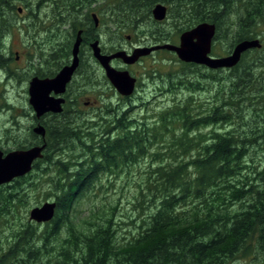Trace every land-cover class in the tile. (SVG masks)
<instances>
[{"label":"trees","instance_id":"1","mask_svg":"<svg viewBox=\"0 0 264 264\" xmlns=\"http://www.w3.org/2000/svg\"><path fill=\"white\" fill-rule=\"evenodd\" d=\"M18 1L28 13L24 25L32 21L33 0ZM92 1L73 0L70 5ZM46 2L53 6V16L44 31L52 32L53 39L56 36L51 41L59 45L54 54L69 56L71 37L81 24L76 26L78 20L71 17L72 35L58 43L69 6L67 0H37L38 4ZM157 2L174 6V14H170L174 8H168L167 14L179 33L200 21L214 23L213 40L223 44L226 54L241 39L258 37L262 45L245 51L231 68L182 62L180 73L170 80L180 78L181 89L207 91L211 98L201 103L190 96L174 110L166 108L159 128L165 131L168 124L178 122L180 130L170 133L166 143L170 155L150 151L155 142L165 144L166 137L155 135L148 114L137 120L115 110L108 122L101 117L97 122L79 123L78 112L64 111L62 116L67 118L54 120L52 127L48 123L42 158L29 173L0 186V218L22 204L39 173H49L51 166L57 173L48 177L54 186L55 215L37 231L46 232L42 245L41 240L31 239L36 232L31 223L10 232L0 264H233L237 260L264 264V29L260 28L264 26V0H120L114 13L117 22L121 28L144 33L136 25L137 17L145 12L151 15ZM15 11L18 8L12 0H0V51L13 22L8 17ZM29 22L25 26L28 35L36 39L39 27ZM155 39L172 37L159 32ZM211 51L214 55L213 47ZM193 68L196 76L192 78ZM104 106L106 115L109 109ZM208 126L207 132L201 130ZM26 147L21 142L16 148ZM252 149L262 155L254 156ZM147 156L164 160L150 170L146 189L139 194L148 196L149 210L138 232L122 242L113 225V209L82 219L81 224L68 220L72 205L93 189L100 175L120 172ZM61 232L65 234L62 241ZM51 240L56 243L49 248ZM43 257L48 258L46 263L40 262Z\"/></svg>","mask_w":264,"mask_h":264},{"label":"rangeland","instance_id":"2","mask_svg":"<svg viewBox=\"0 0 264 264\" xmlns=\"http://www.w3.org/2000/svg\"><path fill=\"white\" fill-rule=\"evenodd\" d=\"M72 1L73 0H67L69 7H67V11L64 14L67 19L61 26L62 34L58 35V38L56 39L58 43L66 42L67 38H70V34L72 35L73 27L71 17L78 20L76 26L79 24L86 25L84 15H87L89 10L94 8L99 16V27L98 29L93 28L92 33L96 30L98 35L95 36L98 38L99 46L105 51L114 52L121 49L130 50L133 49L132 46H150L164 42L175 43L177 41L178 43L179 35L182 32L179 33L177 25L173 24V19L172 17H169L168 14L165 19L160 21L155 20L152 17V14L147 16L145 11V13L137 17L138 22H136V25L139 24L138 26H142L145 30L144 33L139 34L132 29L121 28L120 24L117 22V15L114 14L117 11V7L121 6L120 3H118L120 0H94L89 5L78 6L70 5ZM12 3L16 4V9L21 8V10L13 12L11 16L8 17V19L12 18L13 22L11 27H9L5 33L7 36L4 38V48L0 51V62H2V59H4L3 57L6 55L11 57L9 61L12 62L10 66L13 71L10 73L14 78L9 84L0 86V106L4 101L8 100L11 103H14L15 108L10 112L0 111V126L3 125L5 119H7L11 113L15 114L13 117L17 118L21 126H24L29 122L22 114H27L31 111L28 103L27 88L28 81L34 73V71L31 72L30 68L32 69L31 60L34 59L35 54H43V57L48 58L52 55L54 60L51 71H55L59 66L65 64L69 57L54 54L53 49L58 48L59 45L51 41H53L56 36H54L53 39L50 37V35L53 34L52 32L44 31L51 23L50 18L53 16L52 5L47 2L44 4H38L37 0H33L30 5V13L33 15V18H31V22H29V20L26 22L33 23L35 28L37 26L39 27L34 32L33 37L36 36V39H33L28 35L25 27L27 23L24 25L22 23L24 18L28 15L26 7L18 0H12ZM34 4L39 5L37 12L39 18L34 16L32 9ZM163 4L167 6V9L170 8L171 10V8H174V6L168 5L167 3ZM94 5L95 7H93ZM174 11L175 8L170 14L173 15ZM127 22L128 21L126 20V23ZM260 28L264 29V26H261ZM159 32H168L172 39H155V34ZM72 39L73 37H71V41ZM65 44L66 43H63L62 47L60 46L62 51H64ZM121 44L125 47H120ZM40 46L44 47V53L39 52ZM222 46V43H216L213 40L212 47L215 50L214 56L226 55ZM68 50L70 54V48H67V51ZM16 52L21 56L18 62H14ZM182 62L183 61L179 60L174 52L163 49L160 52L156 51L152 60L145 58L140 64L130 66L129 71L138 74L140 78L135 97L131 101H125L118 97L119 94L109 83L103 69H101V71L96 70V73L99 74L97 80L100 86L94 82L93 76L85 74L86 72H89L88 56L85 55L82 65L83 67L81 66V71L77 74V78L69 84L70 86L68 89L71 95L70 97H77L78 103L77 101H70L66 106L65 112H67V110L68 113L78 112L77 115H80L78 118L79 123L83 121L88 123L97 122L101 120V117L108 122L112 119L115 110L118 113L126 111V116L137 120H142V116L148 114L147 120H149V124L152 125L151 127L153 128L155 135L161 133L164 138L166 137L165 144L164 142H155L150 151H160L165 156L170 155L172 151L166 147V143L170 141L169 138L172 136L170 135L171 131L179 128V123L168 124L165 131L163 128H159L160 125L158 124V120H160V117L166 112V108L174 110L176 104L180 105L182 100H188V97L190 96L192 101H200L201 103H204L205 100H210L211 98L210 92L207 91L190 93L185 89H181L182 85L180 83V78L176 77L177 79L170 80L171 77H175L173 76L175 73H180V70L183 67ZM113 65L118 66L120 65V62L115 61ZM15 66H23V68H16ZM194 70L195 68H193L190 73L192 78L196 76ZM201 71H203V69H201ZM220 73L223 74L224 71ZM5 75V72L0 70V80L4 79ZM157 85H159V88ZM4 87L9 88V90H5ZM77 91L79 94H77ZM85 101H89L87 107L82 104ZM6 103L8 102L6 101ZM105 104H107L109 109L106 115ZM95 112L97 113L95 114ZM99 113L100 116L95 117V115ZM150 117L151 119H149ZM47 122L49 121L45 119V123ZM156 129L157 131H155ZM209 129L210 126L203 127L201 130L207 132ZM177 132L179 134L180 130L178 129ZM28 136L30 135L17 139L16 144H20L21 142L26 143L28 141L26 143L27 145L32 140L31 136ZM7 141V139L0 137V148H7V146L9 147L7 144L15 143L14 141ZM65 152L67 154L73 153V151ZM252 152L253 155L257 157L262 155L259 149H252ZM66 153L63 155L64 157H66ZM164 155L163 158L165 157ZM59 158H61V156H59ZM163 158L150 159V157L147 156L146 158L139 160V163H135L132 166L130 165L128 168L120 172L116 173L114 171L112 173H103L100 175V181L93 187V189L88 191L85 196L75 201L72 205V208L69 211L70 215L68 216V220H74L77 224H81L82 219L91 215L94 217L96 215L102 216L104 213H109L113 209L112 218L114 220V228L119 239L122 242H125L131 237L133 232H138V226L141 224V220L146 218V214L149 210V202L147 201L148 196L144 195L142 197L139 194L146 189V178H149L150 170L160 165L164 160ZM177 159L179 160L180 156H177ZM50 176H57L55 168L52 166L50 167L49 173H39L36 186L28 191V195L24 197L22 204H17L16 208L12 209L8 215H4L0 218V253L8 246L10 240V237L8 236L10 235V232L18 231L21 228L20 224L24 225L26 222L31 223L36 229V232H33L34 235H32L31 239H35V242L41 240V245L44 243L46 232L37 231L44 226L45 223H36L30 220L28 215L30 209L34 206L40 205L45 201L54 200V186L51 181H48V177ZM135 196H137V198H135ZM64 236L65 234L61 232L58 235V238L62 239L59 240L62 241ZM55 243L56 240L54 242L51 240L48 244L49 248L55 246ZM48 258L52 259L53 255L50 254ZM48 258L43 257L40 259V262L46 263ZM233 264L249 263L247 261L237 260Z\"/></svg>","mask_w":264,"mask_h":264},{"label":"water","instance_id":"3","mask_svg":"<svg viewBox=\"0 0 264 264\" xmlns=\"http://www.w3.org/2000/svg\"><path fill=\"white\" fill-rule=\"evenodd\" d=\"M20 11V8H18ZM152 17L155 20H163L167 15V6L161 2L155 3L151 8ZM95 24L97 18L94 17ZM216 26L212 22L200 21L193 27L180 33L178 43L164 42L151 46L137 47L131 53L125 50H117L106 54L101 52L99 41H93L90 46L93 56L101 64L104 74L109 83L117 93L128 96L135 89V77L125 69H117L111 65V60L119 58L125 64H132L140 56L147 55L157 49H166L176 54L179 60L204 65L210 69L231 68L236 65L241 55L253 48H259L262 44L258 37L245 38L237 41L230 52L222 56L211 54L213 38ZM81 30L76 33V38L71 49V63L64 65L53 77L39 78L32 77L28 86V101L40 116L46 112L60 113L63 110V93L67 84L78 65V51L81 43ZM34 132L41 135L44 140L45 130L42 125L34 127ZM46 143L34 145L25 149H15L4 154L0 150V185L11 182L17 177L26 175L31 171L34 162L42 158ZM56 210V202L45 201L34 206L29 211V219L36 223L50 221Z\"/></svg>","mask_w":264,"mask_h":264},{"label":"flooded vegetation","instance_id":"4","mask_svg":"<svg viewBox=\"0 0 264 264\" xmlns=\"http://www.w3.org/2000/svg\"><path fill=\"white\" fill-rule=\"evenodd\" d=\"M93 7H95V5ZM32 9H33L34 16L36 18H39L38 14H37L38 9H39V5L38 4H34L32 6ZM95 16L97 18V24H95V21H94V19H95L94 17ZM84 17L86 19V25L81 24V26L78 27L76 32L74 33L73 39L71 41L70 54H69V57L66 60L65 64H62L61 66H59L55 71H51L52 70V65H53V60H54L52 58V55L48 58V57H43V54L36 53L34 59L31 60L32 69L29 67L31 72L34 71L33 76H31V78L32 77H39V78L53 77L60 70V68L62 66L71 63V58H72L71 49H72V45H73V42H74V40L76 38L77 31L81 30V39L82 40H81V43L79 45V51H78V65H77V67H76V69H75V71H74V73H73V75L71 77L70 82L67 84L66 91L62 95L63 98H64V103L62 105L63 110L60 113L46 112V113H44V114H42L40 116H37L36 112L33 110L32 106L30 105V103L28 101V103L30 105V108H31V111L29 113H27L28 115L26 113L22 114L29 121L24 126H21V124L17 120V118L13 117V115H15V114H12V113L9 114L7 119H5L3 125L0 126V137L3 138V139H7L8 140L7 142L14 141L15 143L14 144H12V143L7 144V145H9V147L7 146V148H0V150L4 154H6L7 152H9L11 150L20 149V148H16L17 147L16 141H17V139H21L22 137H25L27 135H30L31 138H32V140L27 144L28 147L42 144V142L45 141V139L47 137V125H48V123L50 122L51 123L50 127H52V124H53L54 120H60V119L64 120L65 118H67L68 115L62 116V114L65 111L66 106L69 103V101H77V103H78V98L77 97L76 98H71L70 97L71 95H70V92L68 90L69 89V84L73 80H75L77 78V76H78L77 74L81 71L80 68L83 65V61H84V56L85 55L88 56V63H89V66H88V71L89 72H86L85 74L88 75V76H93L94 82L98 86H100L98 84V80H97L99 74L96 73V70L101 71L102 66L95 59V57L93 56L92 48L90 46V44L93 41L98 39L95 36V35H98L96 33V30L93 33H92V30H93V28L98 29V27H99V16H98V13H97L96 9L94 8V9L89 10V13L87 15H84ZM87 35H88V37H86ZM175 43H177V41ZM156 44H160V43H156ZM145 46H147V45H145ZM120 47H125V46L121 44ZM132 47H133V49H135L137 47H144V46H132ZM133 49L125 50V51L127 53H131L133 51ZM162 50L163 49H157V50H154V51H152L151 53H149L147 55L140 56L138 58V60L135 61L132 64H125L119 58L111 60V65H113V63L115 61L120 62V65H118V66H114L113 65V66L115 68H117V69H125V70H127L130 73V75L135 77V79H136L134 91L128 96H123V95L118 93L119 94L118 95L119 98H121L122 100H125V101H131L135 97V95L137 93V88H138V83H139L140 76H138V74L131 73L129 71V67L137 65V64H140L141 62L144 61L145 58H149V59L152 60L155 52L156 51L160 52ZM39 52L40 53H44V47L43 46H40ZM101 52L102 53H106V54L112 53V52H109V51H105L102 48H101ZM20 57L21 56L18 55V52H16L14 62H18ZM3 58L4 59H2V62H0V70L5 72L6 75H5L4 79L0 80V86L9 84V82L11 80H13V78H14L12 76V74L10 73V72L13 71L11 66H10V64H12V62L9 61L11 59V57L9 55H6ZM7 63H8V65H7ZM15 67L16 68H23V66H15ZM31 78L29 79V81L31 80ZM29 81H28V86H29ZM157 87L159 88V85H157ZM95 88H99V87H95ZM4 89L7 90V91L9 90V88H5V87H4ZM27 93H28V88H27ZM77 94H79L78 91H77ZM6 101L8 103H6ZM6 101H4L1 104L0 111L10 112L12 109L15 108L14 103H11L8 100H6ZM75 104H76V102H75ZM82 104H83V106L87 107L89 105V101H85ZM96 113L97 112H95V114ZM65 114H68V110H67V112H65ZM29 115H31V116H29ZM97 116H100V113L95 115V117H97ZM18 117H20V116H18ZM45 119H47V121H49V122L45 123ZM38 124L42 125L44 130H45L44 140L41 137V135H39L38 133L34 132V130H33L34 127H36ZM7 126H9V127H7ZM30 136H28V137H30ZM26 143H24V145H26ZM28 147H26V148H28ZM6 184H8V183H6ZM2 185H4V184H2Z\"/></svg>","mask_w":264,"mask_h":264}]
</instances>
